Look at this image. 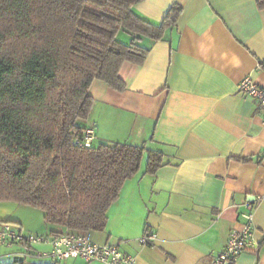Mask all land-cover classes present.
Instances as JSON below:
<instances>
[{"label": "crops", "instance_id": "crops-1", "mask_svg": "<svg viewBox=\"0 0 264 264\" xmlns=\"http://www.w3.org/2000/svg\"><path fill=\"white\" fill-rule=\"evenodd\" d=\"M172 4L182 8L175 27L161 40L141 39L149 52L143 64L121 66L124 91L93 80V105L80 122L94 129V145L144 146L161 152L165 164L150 175L142 162L109 208L104 230L85 234L117 244L136 264H209L240 229L248 201L253 247L233 264H264V109L237 91L245 77L264 88V9L255 0H143L133 11L159 24ZM15 205L0 204V221ZM21 231L66 232L54 225ZM150 233L156 239L141 245ZM19 250L0 247V262L20 258Z\"/></svg>", "mask_w": 264, "mask_h": 264}, {"label": "trees", "instance_id": "trees-1", "mask_svg": "<svg viewBox=\"0 0 264 264\" xmlns=\"http://www.w3.org/2000/svg\"><path fill=\"white\" fill-rule=\"evenodd\" d=\"M141 1L0 0V202L39 209L65 233L99 232L143 160L150 175L165 164L144 146L74 144L93 105L92 81L124 91L121 66L143 64L141 39L161 40L182 12L172 4L154 24L133 11Z\"/></svg>", "mask_w": 264, "mask_h": 264}, {"label": "built area", "instance_id": "built-area-1", "mask_svg": "<svg viewBox=\"0 0 264 264\" xmlns=\"http://www.w3.org/2000/svg\"><path fill=\"white\" fill-rule=\"evenodd\" d=\"M237 91L256 100L264 109V88L255 84L250 77L243 78L237 84ZM94 141L95 132L91 127L85 128L74 138L77 146L91 147ZM243 209L240 214V229L230 232L223 250L209 264L235 263L244 250L253 247V203L245 202ZM155 239L156 235L150 233L141 237L138 242L145 246ZM14 245L20 246V250L15 253L17 257L25 260L33 258L63 263L77 259L85 264H136L135 257L121 251L117 244H97L86 234H25L13 223L0 221V247L10 248ZM40 245H45L48 250H39L37 246Z\"/></svg>", "mask_w": 264, "mask_h": 264}, {"label": "rangeland", "instance_id": "rangeland-1", "mask_svg": "<svg viewBox=\"0 0 264 264\" xmlns=\"http://www.w3.org/2000/svg\"><path fill=\"white\" fill-rule=\"evenodd\" d=\"M121 39V36H120ZM145 161L143 160V163ZM7 203V202H0ZM16 207H12L10 211V217L4 221H9L17 226L19 229L23 228H32L39 229L44 228L46 226H52L44 221V213L30 206L25 205H15ZM26 234H33L27 233ZM77 259H70L67 262H63L62 264H82L80 261H76Z\"/></svg>", "mask_w": 264, "mask_h": 264}, {"label": "water", "instance_id": "water-1", "mask_svg": "<svg viewBox=\"0 0 264 264\" xmlns=\"http://www.w3.org/2000/svg\"><path fill=\"white\" fill-rule=\"evenodd\" d=\"M226 264H230V263H226Z\"/></svg>", "mask_w": 264, "mask_h": 264}]
</instances>
